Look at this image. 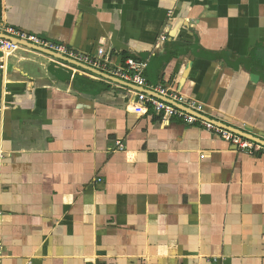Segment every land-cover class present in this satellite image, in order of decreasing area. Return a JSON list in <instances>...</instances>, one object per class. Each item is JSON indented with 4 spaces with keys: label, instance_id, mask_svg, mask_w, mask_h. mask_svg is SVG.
<instances>
[{
    "label": "crops",
    "instance_id": "crops-1",
    "mask_svg": "<svg viewBox=\"0 0 264 264\" xmlns=\"http://www.w3.org/2000/svg\"><path fill=\"white\" fill-rule=\"evenodd\" d=\"M7 26L149 60L150 88L264 140V0H0ZM75 67L23 47L0 70V264H264V155Z\"/></svg>",
    "mask_w": 264,
    "mask_h": 264
},
{
    "label": "built area",
    "instance_id": "built-area-1",
    "mask_svg": "<svg viewBox=\"0 0 264 264\" xmlns=\"http://www.w3.org/2000/svg\"><path fill=\"white\" fill-rule=\"evenodd\" d=\"M0 33L8 35L13 39H17V41L19 42H28L40 48H44L68 58L74 59L92 68L107 73L113 77L134 84L139 88L152 91V94L136 92V102L134 103L133 111L139 115H145L150 111H153L154 113L158 115H164L165 118L169 119L178 117L188 125H198L208 132L219 135L247 155H264V145L262 143L245 138L231 130L222 128L214 124L213 122L200 119L199 117H196L170 103V101L176 102L197 113L208 116L207 112L205 111V105L193 102L190 99V101H188L187 97L178 92L173 86L168 85L158 86L154 89L150 88L144 74L148 67L149 60H137L135 58H128L125 62L116 65L113 62L112 56L107 54L103 49L99 50V52L95 56H84L75 53L65 45L56 43L55 41L40 37L35 34H31L24 30L14 28L12 26H7L5 29L3 28L2 32L0 31ZM163 39H165V37ZM23 47L24 46L21 44H16L13 41L0 37V70L2 72H6L7 70L8 59L12 57L18 49H21ZM52 59L59 65L74 67L72 64L59 60L57 58L52 57ZM78 71H81V69L78 70V68L75 67L74 72ZM83 74L89 76L92 79L110 82L103 77L92 74L88 71H83ZM160 97L166 99L167 101L161 99ZM117 146L119 149H122L121 141L117 143ZM2 250L3 246L0 243V255Z\"/></svg>",
    "mask_w": 264,
    "mask_h": 264
},
{
    "label": "water",
    "instance_id": "water-1",
    "mask_svg": "<svg viewBox=\"0 0 264 264\" xmlns=\"http://www.w3.org/2000/svg\"><path fill=\"white\" fill-rule=\"evenodd\" d=\"M0 37H1V38H4V39H7V40H10V41H13V42L16 43V44H17V43H18V44H21V45H23L24 47H27V48L32 49V50H34V51H39V52H41V53H43V54H45V55H49V56H51V57H54V58H57V59H59V60L65 61V62H67V63H69V64H72V65H74V66H76V67H80V68H82V69H84V70H86V71H89V72H91V73H93V74H95V75L101 76V77H103L104 79H106V80H108V81H110V82H112V83H116V84L123 85V86H134V85L131 84V83L125 82V81H123V80H121V79H119V78L113 77V76H111V75H109V74H107V73H104V72H102V71H100V70H97V69H95V68H92V67H90V66H88V65H85V64H83V63H81V62H78V61H76V60H74V59H71V58H68V57H66V56L60 55V54H58V53L52 52V51H50V50H47V49H44V48H40V47H38V46H36V45H33V44H30V43H28V42H21V41L19 42V41H17V39H13L12 37H9L8 35H5V34H3V33H0ZM135 86H136V85H135ZM135 86H134V87H135ZM137 88H139V87H137ZM139 89H140V90H138L139 92L151 93V92H149V91H147V90H145V89H142V88H139ZM151 94H152V93H151ZM160 98H161V97H160ZM161 99L166 100V99H164V98H161ZM166 101H167V100H166ZM168 102H169V101H168ZM170 103H172L174 106H176V107H178V108H180V109H183V110L189 112L190 114H192V115H194V116H196V117H199L200 119H204V120H206V121L213 122L214 124H216V125H218V126H220V127H222V128H225V129L231 130V131H233V132H235V133H237V134H239V135H241V136H243V137H245V138H248V139L253 140V141H256V142H260V143H262V144L264 145V140L258 139V138L254 137V136H252V135H249V134H247V133H244L243 131H239L238 129H234L233 127H229V126H227V125L224 124V123H221V122H219V121L213 120V119H211L209 116H205V115H202V114H200V113H197V112H195V111H193V110H191V109H189V108H187V107H185V106H183V105H181V104H178V103H176V102H171V101H170Z\"/></svg>",
    "mask_w": 264,
    "mask_h": 264
},
{
    "label": "trees",
    "instance_id": "trees-1",
    "mask_svg": "<svg viewBox=\"0 0 264 264\" xmlns=\"http://www.w3.org/2000/svg\"><path fill=\"white\" fill-rule=\"evenodd\" d=\"M128 58H135L137 60H140L134 56L131 55H122L121 63L125 62ZM74 85L77 88L84 87L85 90H90L94 95L99 94L102 91H106L110 89V86L104 82V81H94L91 80L81 74H76L74 78Z\"/></svg>",
    "mask_w": 264,
    "mask_h": 264
}]
</instances>
